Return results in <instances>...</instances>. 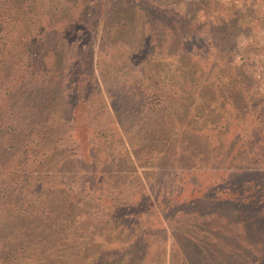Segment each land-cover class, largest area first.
<instances>
[{
    "label": "trees",
    "instance_id": "1",
    "mask_svg": "<svg viewBox=\"0 0 264 264\" xmlns=\"http://www.w3.org/2000/svg\"><path fill=\"white\" fill-rule=\"evenodd\" d=\"M174 1L0 0V264H264V92L229 63L264 10Z\"/></svg>",
    "mask_w": 264,
    "mask_h": 264
},
{
    "label": "rangeland",
    "instance_id": "2",
    "mask_svg": "<svg viewBox=\"0 0 264 264\" xmlns=\"http://www.w3.org/2000/svg\"><path fill=\"white\" fill-rule=\"evenodd\" d=\"M112 1V0H109ZM151 1V0H148ZM155 1V0H154ZM162 1L161 4H164L168 7H172V4L175 3L174 0H159ZM219 2L226 3L229 7H235L237 11L241 12L242 5H236L239 4L238 2L242 0H218ZM252 2V7L254 9L262 8L264 10V0H250ZM105 4L107 3V0H104ZM193 3V2H189ZM101 17L99 19L98 25L93 26L91 29L92 32L90 33V30L84 29V27L81 29L79 28L78 31L80 30V35L76 38V41L74 42L75 45L80 48L81 51H83V48H85V45L87 43L90 44L89 48H92L93 50H97V46H99L100 42V35L102 32V27L104 23V15H105V6H103V11L101 13ZM134 14V12H133ZM129 26V25H127ZM130 32H133L131 27H128ZM77 31V32H78ZM128 33L130 36H132V33ZM252 36H244L243 34H239L236 37V40L234 42V45L232 46V51L229 56V63H233L235 65H238L239 68H242L244 71L248 72L249 74H252L253 80H254V87L256 89V92H264V29L261 27H256L253 32L251 31ZM127 35V36H129ZM89 37V39H88ZM144 38L145 43L142 46H148L149 41H151L153 38H155V29L150 30L147 28H139L136 30V33L133 37H129L128 39H125L124 44H122L121 49L124 50V52H129L131 49V46L135 43V39L137 42V39ZM116 39V38H115ZM131 41L133 44H131ZM119 43H113V46H117ZM35 47V46H33ZM73 47V46H72ZM88 47V46H86ZM149 49L152 51L155 50V46H148ZM150 50V51H151ZM111 50L109 51V53ZM218 55V54H217ZM218 58H220L218 56ZM121 60V59H120ZM155 54L151 55V58H149L147 65H155ZM217 61L220 62V59ZM101 64L100 66L102 67V75L104 76L105 79L100 80L102 89L105 90V84L104 82H107L109 80V76L112 77L113 75L110 74V72L114 73V64H116L118 61L113 60V57L108 59L106 56H102L101 59ZM132 64H135L134 62H131ZM153 64V65H152ZM112 65V66H111ZM113 67V68H112ZM132 70H135L134 68H129L126 73L130 76H132ZM104 72V73H103ZM105 94V91H104ZM155 107V106H154ZM131 112V111H129ZM133 112L135 113H140V114H145V115H151L152 118H155V110H152L148 108V102L145 101L142 105L136 106L134 104V110ZM205 111H203L204 113ZM133 113H129L127 117H129ZM99 115L101 120L105 117V115L102 112H99ZM109 115L112 117V112L109 110ZM103 122L105 123V120L103 119ZM174 124V123H173ZM201 125V122L198 121L197 124H195L194 127H198ZM181 127V125H180ZM176 127L174 132L176 131ZM100 138V137H99ZM175 138V137H174ZM177 138V137H176ZM101 139V138H100ZM125 141V146L127 150L131 153V149L133 148L130 144H137L138 146L140 145V142L137 140L135 141L132 139L131 143L127 141V139L124 138ZM178 142V141H174ZM144 147V146H143ZM134 162L135 159L133 158ZM138 171L141 173V169L138 168ZM214 176L208 172H201L195 171L193 172L192 175L187 177V184L185 189L182 192V198H186L189 194L190 196L195 195L198 193L200 188L205 186V183L207 182L209 178L212 179ZM186 183V179L184 180ZM184 183V185H185ZM147 188V186H146ZM166 234L167 236L169 235V230L166 229ZM169 239V237H167ZM169 240H167L168 242ZM169 254H167V259H168ZM168 264V260L167 263Z\"/></svg>",
    "mask_w": 264,
    "mask_h": 264
}]
</instances>
